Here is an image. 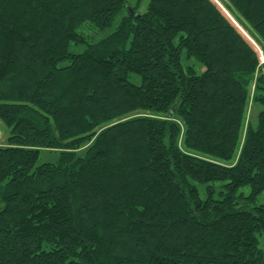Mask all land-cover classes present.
I'll return each instance as SVG.
<instances>
[{
    "label": "trees",
    "instance_id": "obj_1",
    "mask_svg": "<svg viewBox=\"0 0 264 264\" xmlns=\"http://www.w3.org/2000/svg\"><path fill=\"white\" fill-rule=\"evenodd\" d=\"M215 1L97 41L125 0H0V264H264V64L219 8L264 57V0Z\"/></svg>",
    "mask_w": 264,
    "mask_h": 264
},
{
    "label": "rangeland",
    "instance_id": "obj_2",
    "mask_svg": "<svg viewBox=\"0 0 264 264\" xmlns=\"http://www.w3.org/2000/svg\"><path fill=\"white\" fill-rule=\"evenodd\" d=\"M214 4L216 3L215 0H211ZM149 4V0H125V7L122 12H120L112 21L111 26L106 29L103 32H99L95 35V39L97 41L101 39H105L108 36H110L113 32L116 31L117 27L119 26L122 17L130 14V9L134 8L138 14H143L147 10V6ZM218 5V4H217ZM219 6V5H218ZM220 11L226 16V18L229 20V22L237 29V31L241 34V36L251 45V47L255 50L257 53L260 63L264 64V57L261 54V51L259 50L258 47L255 46V44L247 37V35L241 30L238 25L232 21V19L223 11V9L219 6ZM85 47L84 46H72L70 49L71 53H81ZM181 64L182 66L186 69L188 67L192 68L196 74L200 75L203 71L201 69V66L193 59H187L185 56V53L182 54L181 56ZM264 74V71H263ZM133 84L139 86L140 85V78L134 75L130 76L129 79ZM3 132L6 134L4 139L7 140L8 137V131L3 127ZM56 160V155L55 154H48V153H41L40 155V161L39 164L42 163H49V162H54ZM225 183H215V184H209L213 188V199L219 200L221 197L219 196V193L221 192V186H223ZM197 187L198 193L200 200L205 201L207 198V185H201V184H195ZM250 188L249 187H244L241 188L238 193L237 197L238 203H242L245 205L247 209H252L254 207H259V206H264V191L258 194L253 201L248 200L250 196ZM239 197H243L246 200H240ZM2 209V206H0V210ZM258 248L259 250L263 253L264 255V234L258 237Z\"/></svg>",
    "mask_w": 264,
    "mask_h": 264
},
{
    "label": "crops",
    "instance_id": "obj_3",
    "mask_svg": "<svg viewBox=\"0 0 264 264\" xmlns=\"http://www.w3.org/2000/svg\"><path fill=\"white\" fill-rule=\"evenodd\" d=\"M2 125L0 124V147H2L3 145H5V142H6V139H4L5 135L4 132H3V129H2Z\"/></svg>",
    "mask_w": 264,
    "mask_h": 264
},
{
    "label": "water",
    "instance_id": "obj_4",
    "mask_svg": "<svg viewBox=\"0 0 264 264\" xmlns=\"http://www.w3.org/2000/svg\"><path fill=\"white\" fill-rule=\"evenodd\" d=\"M132 13V12H131Z\"/></svg>",
    "mask_w": 264,
    "mask_h": 264
}]
</instances>
